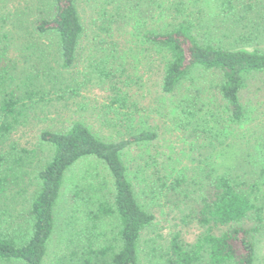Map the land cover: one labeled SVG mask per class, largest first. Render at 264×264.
<instances>
[{"label": "rangeland", "instance_id": "1", "mask_svg": "<svg viewBox=\"0 0 264 264\" xmlns=\"http://www.w3.org/2000/svg\"><path fill=\"white\" fill-rule=\"evenodd\" d=\"M190 1L77 0L85 34L74 68L65 70L61 67L56 36H41L31 29L47 0H0V84L8 90L16 89L33 75L41 93L23 102L31 106L15 125L5 147L10 150L8 146L13 144L18 151L28 149L36 156L32 166L26 167L29 171L24 192L19 196L9 194L4 205H0L6 206L4 210L8 212L1 222V231L14 237L30 231L26 218L36 190V174L53 156V148L41 142L40 133L66 131L76 120L106 141L127 139L142 129L158 135L153 142L129 148L123 156L140 204L156 216L143 234L141 264L149 263L150 239L161 243L180 234L193 242L202 232L194 218L201 188L205 186L200 187L205 170L222 172L229 164L249 183L258 180L264 158V73L247 81L241 95L247 115L240 123L230 119L215 72L196 71L193 80L184 81L174 93L163 92L166 59L162 52L146 44L145 35L170 31L186 20L197 21L203 5ZM240 3L243 9L236 8L237 12L244 10L243 14H247L246 7L250 5L253 9L242 22L264 24V18L257 13L264 0ZM236 14L235 20L239 16ZM209 18L216 21L210 24H222L217 15ZM202 22L207 29L199 24L201 41L224 36L223 29L208 25L204 19ZM255 40L264 48V38ZM193 112L196 119L187 123V116ZM199 119L202 128L196 134L192 127L194 122L199 124ZM68 175L56 210L58 233L45 264H57L66 251L67 238L74 239L81 218L86 217L82 210L75 213L79 209L72 197L75 181L85 176L90 180L94 175L105 178L108 174L90 159L77 163ZM97 182L105 183L102 178ZM108 186L111 188V182ZM258 207L262 209L261 221L252 216L246 227L255 229L257 264H264V186L259 192ZM77 217L78 227L70 223ZM110 224L108 219L100 230L109 231ZM100 243L106 244L105 239H100Z\"/></svg>", "mask_w": 264, "mask_h": 264}, {"label": "trees", "instance_id": "2", "mask_svg": "<svg viewBox=\"0 0 264 264\" xmlns=\"http://www.w3.org/2000/svg\"><path fill=\"white\" fill-rule=\"evenodd\" d=\"M191 2L203 5L197 21L186 20L170 31L145 35L146 44L162 52L166 59L163 92L174 93L184 81L193 80L196 71L215 72L220 78L218 90L230 119L240 123L247 115L241 102L247 81L255 74L264 73V48L255 40L264 38V24L242 22L253 9L250 5L246 7L247 14H243L244 10L237 12L236 8L243 7L240 0ZM262 6L257 13L263 19ZM212 11L217 13H209ZM236 13L239 16L235 20ZM215 15L222 24H210L216 22L209 20ZM203 19L208 25L223 29L224 36L201 41L197 29ZM31 29L41 36H56L62 69L74 68L85 34L77 0H47L46 8L31 24ZM31 76L16 89L8 90L5 84H0V205H4L3 200L9 194L19 196L24 192L29 171L26 167L32 166L36 156V152L28 149L18 151L13 144L8 146L10 150H5L15 125L31 106L23 102L41 94ZM196 115L193 112L187 116V123L196 119ZM198 122L192 124V132L196 134L202 128L200 119ZM157 137L156 132L142 129L127 139L106 141L78 120L66 131H42L39 138L53 148V156L36 174V190L26 218L31 228L21 237L0 230V262L46 263L53 237L58 233L56 210L68 174L80 161L91 159L102 165L108 175L105 178L94 175L90 180L85 176L75 181L72 197L79 208L75 213L82 210L86 217L81 218L80 227L79 217L70 221L77 224L79 232H75L74 239L67 238L66 251L57 264H141L143 234L154 224L156 216L140 204L123 156L129 148L148 144ZM232 166H224L222 172L214 168L205 170L201 178L204 182L200 187L205 186L201 188L194 219L202 232L193 242L184 240L180 234L161 243L150 239L148 264H257L255 229L247 228L246 221L252 216L261 221L258 197L264 186V158L258 180L254 182L249 183L244 176L236 174ZM100 178L105 183H98ZM110 182L112 189L108 186ZM5 207H0V225L4 216H8ZM108 219L112 229L100 230ZM100 239H105L106 244L100 243Z\"/></svg>", "mask_w": 264, "mask_h": 264}]
</instances>
